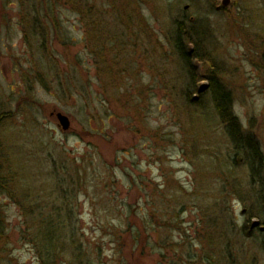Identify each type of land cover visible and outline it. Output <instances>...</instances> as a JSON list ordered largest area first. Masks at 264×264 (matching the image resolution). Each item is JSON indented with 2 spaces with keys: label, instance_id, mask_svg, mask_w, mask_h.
<instances>
[{
  "label": "rangeland",
  "instance_id": "rangeland-1",
  "mask_svg": "<svg viewBox=\"0 0 264 264\" xmlns=\"http://www.w3.org/2000/svg\"><path fill=\"white\" fill-rule=\"evenodd\" d=\"M222 1L0 0V140L16 172L0 264H42L36 227L58 217L74 235L51 264H264L250 172L206 79L264 152V0ZM177 21L205 34L213 63L193 56L195 75Z\"/></svg>",
  "mask_w": 264,
  "mask_h": 264
},
{
  "label": "trees",
  "instance_id": "trees-1",
  "mask_svg": "<svg viewBox=\"0 0 264 264\" xmlns=\"http://www.w3.org/2000/svg\"><path fill=\"white\" fill-rule=\"evenodd\" d=\"M175 25V49L183 63L186 65L188 72H190L191 75H195V72L193 71V56L197 57L195 60H203L213 63L212 56H210L209 53L206 58L203 57V55H205V34L199 31L200 29L198 26L193 24L189 26V30L185 28L186 25L181 21L175 22ZM47 40H49V35ZM188 47H191L190 50ZM191 50L195 53H193V51L190 52ZM206 79L209 80L208 91L215 106L216 113L219 116L222 125L225 127L226 135L229 137V141L233 145L235 152L238 155H241L245 160L250 172L251 186L257 197V207H255V212L251 211L253 215L247 223H250L252 219H257L258 223L263 228L262 233L264 236V152L256 137L245 131L238 116L235 114L232 91L222 83L219 75L216 76L215 74H212ZM199 94H202V91H199ZM5 115L6 113L0 114V129L5 121ZM6 150L8 149H6L0 140V189L5 191L8 189L10 192L9 186L16 187V182H14L16 172L13 171L14 165L11 162L9 155H7L8 152ZM21 190H24V186L22 185ZM23 192L24 191H22V195L25 199H23V205L21 206L25 208L26 211L30 209L31 214H34L35 211L32 209L35 206L37 208V204L32 203L30 194H23ZM61 219L62 218L58 217L56 224H53V221L49 220L47 224L45 223L46 226H42L41 229L36 227V243L39 252L43 250L45 256V258L42 257V264H51L49 263L52 259L50 256L56 254V257L58 249L66 245L68 241H71V238L74 235H69V232L66 233L67 225ZM257 225L255 227H257ZM1 230H4V227L0 221V235H2ZM61 249L62 248L59 250ZM55 251L57 252L55 253Z\"/></svg>",
  "mask_w": 264,
  "mask_h": 264
},
{
  "label": "water",
  "instance_id": "water-1",
  "mask_svg": "<svg viewBox=\"0 0 264 264\" xmlns=\"http://www.w3.org/2000/svg\"><path fill=\"white\" fill-rule=\"evenodd\" d=\"M230 5H231V0H223L222 1V6L223 7H228ZM57 119L59 121V126L61 127V129L63 131L66 132V131L70 130L71 122H70V119L67 116L63 115L62 113H58L57 114Z\"/></svg>",
  "mask_w": 264,
  "mask_h": 264
}]
</instances>
